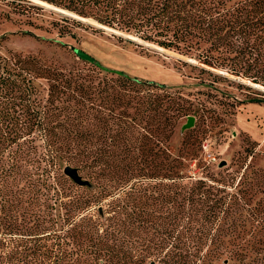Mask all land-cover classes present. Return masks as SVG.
I'll use <instances>...</instances> for the list:
<instances>
[{"label": "trees", "instance_id": "16d2710c", "mask_svg": "<svg viewBox=\"0 0 264 264\" xmlns=\"http://www.w3.org/2000/svg\"><path fill=\"white\" fill-rule=\"evenodd\" d=\"M42 1L191 59L200 86L264 95L252 86L264 87V0ZM80 62L0 49V264H264L258 171L230 184L198 162L193 179L194 143L169 148L191 99ZM67 165L95 181L77 185ZM93 189L110 211L91 212ZM246 222L258 236L250 246Z\"/></svg>", "mask_w": 264, "mask_h": 264}, {"label": "rangeland", "instance_id": "374dc122", "mask_svg": "<svg viewBox=\"0 0 264 264\" xmlns=\"http://www.w3.org/2000/svg\"><path fill=\"white\" fill-rule=\"evenodd\" d=\"M57 8L36 0H0L1 51L37 55L58 66H66L73 61L81 63L73 50L79 48L102 68L164 84L170 91L178 90L183 97L191 99V103L185 102L184 105L191 112L189 115L194 116V125L182 130L187 116H181L169 148L176 154L186 142L194 143L188 147H194L197 158L185 160V173L193 179L203 177L204 170L200 164L204 163L213 171L223 168L228 175V183L236 184L247 167L248 172L252 169L258 171L259 180L264 182V95L236 87V84L228 85L226 81L217 82V89L200 86L194 77L197 70L183 63L191 59L172 50L160 49L136 36L133 38L129 33L106 28L92 19L85 21L71 17L80 23L63 21L65 14ZM253 89L264 93V87L263 90ZM222 160L225 165L218 167ZM80 174L95 181L83 171ZM263 187L253 186L250 193L252 203L264 200ZM93 191L98 198L92 203L91 212L97 214L101 209L105 214L110 211L108 204L111 198L98 194L96 189ZM243 228V243L250 246L258 236L250 222H246Z\"/></svg>", "mask_w": 264, "mask_h": 264}, {"label": "water", "instance_id": "95a60500", "mask_svg": "<svg viewBox=\"0 0 264 264\" xmlns=\"http://www.w3.org/2000/svg\"><path fill=\"white\" fill-rule=\"evenodd\" d=\"M36 1L39 2V3L48 4L47 2H44L42 0H36ZM57 11L65 14L67 16H70V17H73V18H77L79 20H85V21H88L89 20L88 18L80 17V16H78V15L72 13V12L66 11V10L61 9V8H57ZM73 50H74V52H75V54L77 55L78 58H80V59H82L84 61H88V62H91V63H95L97 66H99V64L97 62H95V60L88 53H86L85 51H83L82 49L73 48ZM106 70H109V69H106ZM113 71H115L117 73H120V71H116V70H113ZM252 86L254 88H259V89L263 90V87L260 86V85H258V84H252ZM193 125H194V117L193 116H187L186 123H184L181 128H182V130H185V129H188V128L192 127ZM225 163L226 162L224 160H222L218 164V167H222L223 165H225ZM63 172H64V174L66 176H68L77 185H80V186L89 185L88 180L83 179V177L78 173V170L75 167H72L70 165H67V166L64 167ZM99 213H102L101 209H99Z\"/></svg>", "mask_w": 264, "mask_h": 264}]
</instances>
